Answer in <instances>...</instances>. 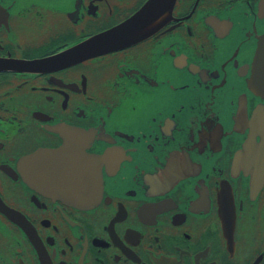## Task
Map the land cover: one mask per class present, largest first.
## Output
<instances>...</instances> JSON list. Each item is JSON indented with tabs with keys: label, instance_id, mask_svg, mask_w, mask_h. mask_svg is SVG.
Masks as SVG:
<instances>
[{
	"label": "flooded vegetation",
	"instance_id": "obj_1",
	"mask_svg": "<svg viewBox=\"0 0 264 264\" xmlns=\"http://www.w3.org/2000/svg\"><path fill=\"white\" fill-rule=\"evenodd\" d=\"M259 38L264 0H0V264H264Z\"/></svg>",
	"mask_w": 264,
	"mask_h": 264
},
{
	"label": "water",
	"instance_id": "obj_2",
	"mask_svg": "<svg viewBox=\"0 0 264 264\" xmlns=\"http://www.w3.org/2000/svg\"><path fill=\"white\" fill-rule=\"evenodd\" d=\"M102 43L106 44L107 41L103 40ZM257 44H259V46H263L262 48L264 49V39H258ZM245 110L247 109V106L244 105ZM245 112V111H244ZM232 118V117H231ZM230 121V120H229ZM221 123V122H220ZM222 127V126H221ZM233 126H229L228 130L224 132L223 136H216L218 139H220L219 144L223 143V140H225L227 138V136L231 135L233 133ZM214 136V135H213Z\"/></svg>",
	"mask_w": 264,
	"mask_h": 264
}]
</instances>
